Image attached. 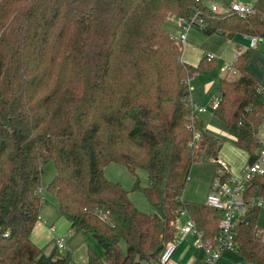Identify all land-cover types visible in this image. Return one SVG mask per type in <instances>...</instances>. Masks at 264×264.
<instances>
[{"label": "trees", "instance_id": "1", "mask_svg": "<svg viewBox=\"0 0 264 264\" xmlns=\"http://www.w3.org/2000/svg\"><path fill=\"white\" fill-rule=\"evenodd\" d=\"M251 2L252 10L240 14L195 0H0V264L71 260L56 246L44 254L31 239L49 160L56 173L47 191L60 216L102 249L101 257L88 247L87 264L158 259L182 209L204 238L216 235L217 211L180 199L199 147L212 161L220 147L193 114L188 84L215 57L203 53L196 66L184 62L183 43L163 24L169 14L187 15L196 6L206 33L264 39V0ZM250 62L247 49L233 59L238 75L219 78L214 108L248 162L264 121V80L249 71ZM113 162L147 172L149 185L136 187L159 214L138 210L121 184L105 177ZM256 197L264 199V173L242 194L246 210L235 227L236 251L264 264L260 208L249 204Z\"/></svg>", "mask_w": 264, "mask_h": 264}, {"label": "rangeland", "instance_id": "2", "mask_svg": "<svg viewBox=\"0 0 264 264\" xmlns=\"http://www.w3.org/2000/svg\"><path fill=\"white\" fill-rule=\"evenodd\" d=\"M220 3L230 1L251 2L252 0H217ZM168 15L163 26L169 32L177 33L176 17ZM173 20V21H172ZM172 21V22H171ZM186 42V43H185ZM239 44H246V41L240 34L233 36L232 40H228L227 36L216 30L211 33H206L202 28L193 26L189 29L187 39L184 41L185 60L197 65L203 53H211L215 56L211 65L194 73L189 79V96L193 98L195 103L205 106V112H198V117L204 126H207L208 132L221 140H227L226 128L223 121L214 114V109L211 107V100L214 96L220 98V91L218 89V79L225 75H234L231 68L226 62H233V53L238 49ZM240 53V52H239ZM257 58L254 63V58ZM250 51L251 71L257 76L264 77V41L258 39L255 49ZM258 77V78H259ZM213 81L209 86L206 82ZM195 115L196 113L193 112ZM193 115L191 116V118ZM191 120V119H190ZM191 123L194 121L191 120ZM260 135H264V125L260 129ZM198 137L197 129L194 130V138ZM201 146L199 147L200 151ZM197 152L195 155V162L192 164L188 176V180L184 189L181 192V198L186 203H204L207 196L208 184L212 181L216 174V164L209 162L205 156L200 157L202 153ZM107 175L113 182H118L127 191L128 197L132 204L144 213L159 214V211L147 200L143 191L137 188L147 187L150 183L147 172L138 168L134 173L127 170L121 163H111L108 165ZM56 173L55 165L52 160L45 162L42 166L40 177L39 192L42 195L43 202L40 207L41 220L34 226L33 234L36 237L37 243L44 254L49 255L55 248V237H64L69 246L70 257L73 256V261L76 264H87L86 255L89 247L96 255L102 257V249L98 242L82 232L68 234L69 226L64 217L60 216L58 204L53 195L47 191V186L53 179ZM256 224L259 228L264 230V208L260 209L257 214ZM54 225L55 233L49 231V226ZM264 240V237H263ZM123 250L125 244L122 241ZM59 255L66 256L67 249L57 250ZM72 258V257H71Z\"/></svg>", "mask_w": 264, "mask_h": 264}, {"label": "built area", "instance_id": "3", "mask_svg": "<svg viewBox=\"0 0 264 264\" xmlns=\"http://www.w3.org/2000/svg\"><path fill=\"white\" fill-rule=\"evenodd\" d=\"M201 2L212 11L222 12L226 10H235L240 14L248 13L252 10V2L243 1H230L220 3L217 0H195ZM228 3V4H225ZM176 23L178 26L177 33L171 32V36L177 41L184 43L187 39V31L189 28L196 26L204 28L206 21L200 9L194 6L187 15L175 14ZM244 37L249 40V47H255L259 37L257 35L244 34ZM243 47L239 44V52ZM238 52V53H239ZM207 59L214 58L215 56L209 52L204 53ZM227 65L231 68L232 73H236L237 69L230 62ZM220 98L212 100V108L214 109ZM193 111L204 110L205 107L198 106L192 102ZM216 164V174L212 179L209 192L207 193L205 204L219 213L218 232L213 238H204L203 232L198 230L191 217L180 227L182 236L186 234L195 235V247L202 251L206 264H214L224 251H236L238 244L235 240V227L239 218L246 210V204L242 201V194L249 186L251 180L258 175L264 173V137L258 138V146L255 151V159L252 162H247L243 167L240 175H228V168L226 163L219 157L213 159ZM225 177V179H222ZM250 205L259 208L264 207V199L261 197L252 198ZM182 212H187L185 209ZM41 218H39L40 220ZM51 231L54 230L53 226L49 227ZM179 238L173 237L164 244L158 261L160 264L167 263L176 248ZM55 246L58 250L67 249V241L64 237H55ZM67 264H76L70 260Z\"/></svg>", "mask_w": 264, "mask_h": 264}, {"label": "crops", "instance_id": "4", "mask_svg": "<svg viewBox=\"0 0 264 264\" xmlns=\"http://www.w3.org/2000/svg\"><path fill=\"white\" fill-rule=\"evenodd\" d=\"M169 15L175 16L174 13H171ZM176 26H177V23H176ZM177 28H178V26H177ZM189 29H188V31H189ZM188 31H187V34H188ZM236 34H240L242 36V38H244V40L246 41V44L243 45V47L240 49V52L243 51V50H245V49H247V50L251 51V53H252V50L256 48L257 44H256L255 47H249V40H248V38L244 37L243 36L244 35L243 33L237 32L234 35H236ZM233 36L230 37V38L227 37L228 40L231 41L232 38H233ZM262 40L264 41V39H262ZM238 49L233 53V59L237 56V54H239L238 53L239 52ZM183 52H184V46L182 47L181 60H183L184 62H186L188 64H191L193 66H196V65H194V64H192V63H190V62H188V61L185 60L186 58L183 55ZM252 55H253V53H252ZM253 58L255 60L254 63H256L257 58H255L254 55H253ZM227 63H230V62L227 61L226 64ZM251 63L253 64V61H251L248 64V66H247V68L249 69V71H251V68H250ZM233 74H234V75H232L233 77H230L231 74H230V76L229 75H225L223 77L228 78V79L235 78L238 75V71L236 73H233ZM254 75L256 77H259L256 74H254ZM220 78H222V77H220ZM189 79H188V84H189ZM258 79H260L262 81V80H264V77L263 78L259 77ZM212 83H213V81L210 80V81L206 82V85L209 86ZM216 98L218 99L217 96H214L212 98V100L213 99H216ZM189 99L191 100V102L195 103L194 100H193V98H192V96L191 97L189 96ZM212 100H211V104H212ZM195 104L198 105V106H201L198 103H195ZM203 107H205V106H203ZM206 110H207V108L205 107L204 110H200V111L199 110H195V113L198 116L199 115L198 112H205ZM263 125H264V121H263V123L258 128V133H257L258 138L264 137V135H260V129H261V127ZM203 127H204V131L207 134L211 135L212 137H214L215 139H217L220 142V147L218 149V152H217L216 156L219 157V158H221L226 163L227 168H228V175H234V176L240 175L243 167L248 162L249 155L247 154V152H245L244 150H242V149H240L239 147L236 146V140H235V138L230 133H228L227 130H226V135H227L226 138H228V141L227 140H221L218 137H216L215 135H213L212 132L211 133L208 132L207 126H204L203 125ZM200 157H203V155H201ZM209 162H213L212 161V158L209 159ZM109 164H111V163H109ZM108 165L105 166L103 172H104L105 177L108 180H111L108 177L107 171H106ZM210 183L208 184L207 193L209 192ZM180 199L182 200L181 196H180ZM263 208L264 207H262L260 209H263ZM188 218H189V215H188L187 212H182V213L180 212V215H179V217L177 219V223H176V231H175V234L173 236V237L179 238V241H178V243L176 245L175 251H174L171 259L167 263H165V264H206L205 263V260H204V257H203L202 251L199 250V249H197L195 247V244H194V242H195V235L194 234H186V235L182 236L181 233H180V227L186 222V220ZM38 222H39V220L36 222V224ZM67 223H68V226H69L68 234L69 235H72L74 232L70 228V225H69V222L68 221H67ZM50 226H53L54 227V225H50ZM48 229H49V231H51L50 228H48ZM33 230H34V227H33L32 232H31V239L33 240V242L35 241L37 243L36 237H34V234H33ZM54 230H55V228H54ZM54 230L51 231V232L55 233ZM260 233L264 237V230L262 228H260ZM67 251H68L67 254L70 255L71 254L70 253L71 251H69L68 244H67ZM71 257H70V259L73 260V256L72 255H71ZM86 257H87V255H86ZM86 261H87V258H86ZM140 264H160V263H159L158 259H150V260H141ZM214 264H252V263L249 262L248 260L244 259L241 255H239V253L237 251H224L222 253L221 257L218 260H216L214 262Z\"/></svg>", "mask_w": 264, "mask_h": 264}]
</instances>
